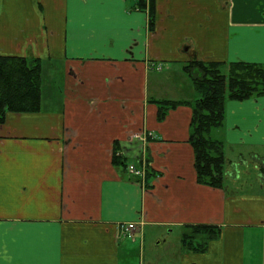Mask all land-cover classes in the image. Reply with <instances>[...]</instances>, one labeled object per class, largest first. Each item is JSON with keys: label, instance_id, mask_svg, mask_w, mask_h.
Returning a JSON list of instances; mask_svg holds the SVG:
<instances>
[{"label": "crops", "instance_id": "1", "mask_svg": "<svg viewBox=\"0 0 264 264\" xmlns=\"http://www.w3.org/2000/svg\"><path fill=\"white\" fill-rule=\"evenodd\" d=\"M0 56L40 64L39 110L0 124V264H264V96L226 100L210 187L185 70L264 65V0H0Z\"/></svg>", "mask_w": 264, "mask_h": 264}, {"label": "trees", "instance_id": "2", "mask_svg": "<svg viewBox=\"0 0 264 264\" xmlns=\"http://www.w3.org/2000/svg\"><path fill=\"white\" fill-rule=\"evenodd\" d=\"M144 7L141 2L140 8ZM151 13V10H150ZM190 76L197 101L192 108L190 142L194 150V168L199 183L221 187L224 167V144L211 138V132L222 126L226 100L243 101L254 96H264V65L247 62L194 61L185 67ZM177 102H162L158 118ZM40 64L38 59L0 56V124L7 112L29 113L39 110ZM112 156L114 165L124 167L122 161ZM207 226L193 227L194 233L209 231ZM191 233V232H189ZM183 240L189 236L186 234Z\"/></svg>", "mask_w": 264, "mask_h": 264}, {"label": "built area", "instance_id": "3", "mask_svg": "<svg viewBox=\"0 0 264 264\" xmlns=\"http://www.w3.org/2000/svg\"><path fill=\"white\" fill-rule=\"evenodd\" d=\"M127 172L130 173L131 175H133L134 177L140 176L144 174V169L143 168H137L134 165H128L127 167ZM120 231L121 234L125 237H129L132 238L133 237V229H135L134 224L129 223V224H125L122 223L120 224Z\"/></svg>", "mask_w": 264, "mask_h": 264}, {"label": "rangeland", "instance_id": "4", "mask_svg": "<svg viewBox=\"0 0 264 264\" xmlns=\"http://www.w3.org/2000/svg\"><path fill=\"white\" fill-rule=\"evenodd\" d=\"M192 81V80H191ZM224 122V121H223ZM222 128H223V124H222V126H220L219 128H216V129H214L213 131H212V133H211V136H212V138H216V139H218V133L221 135V131H222ZM139 138V137H138ZM218 141H220V140H218ZM222 142V141H221ZM252 167V165L251 166H249V168H251ZM242 174L244 175V176H246L247 177V180H249V178L252 176V171L250 170V169H246L245 168V170H243V172H242ZM189 232H191V231H189ZM169 239L170 240H173L174 239V235L172 236H170L169 237ZM163 246V243L161 244V245H157L156 247H154V250L155 251H158L159 249H160V247H162Z\"/></svg>", "mask_w": 264, "mask_h": 264}]
</instances>
